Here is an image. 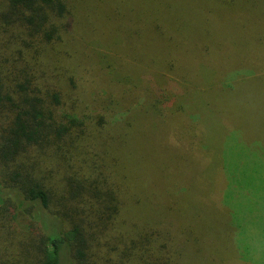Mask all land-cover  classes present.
<instances>
[{
    "label": "trees",
    "instance_id": "trees-1",
    "mask_svg": "<svg viewBox=\"0 0 264 264\" xmlns=\"http://www.w3.org/2000/svg\"><path fill=\"white\" fill-rule=\"evenodd\" d=\"M198 2L205 41L216 52L211 58L224 67L204 103L193 89L171 98L162 83L169 64L198 83L200 75L186 68L194 48L195 58L210 59L169 17L136 18L127 6L134 0H0V264H264L249 254L258 213L239 222L235 205L245 192L224 164L210 167L213 154L205 148L210 120L245 126L234 103L240 88L264 92V0ZM98 24L124 37L125 63L145 64L155 82L145 103L113 125L105 114L79 111L85 97L121 99L132 88L62 50L81 28L97 32ZM59 65L66 77L53 72ZM191 122L195 135L188 138ZM145 125L170 147L159 174L138 144ZM111 132H118L119 157L106 150ZM240 140L264 164V137ZM207 170L211 182L203 190ZM259 215L264 222L261 206Z\"/></svg>",
    "mask_w": 264,
    "mask_h": 264
},
{
    "label": "rangeland",
    "instance_id": "rangeland-1",
    "mask_svg": "<svg viewBox=\"0 0 264 264\" xmlns=\"http://www.w3.org/2000/svg\"><path fill=\"white\" fill-rule=\"evenodd\" d=\"M198 3V0H134L133 4H129L127 6L136 18H138L137 14H147L149 17L160 14L157 19L164 22L162 17H169L168 19L180 24L182 28V37L185 39L188 37L189 42H187V44L190 47L195 43L200 44V42H202V51L207 55L212 53L214 56H216V52L207 44L209 42L205 41L208 38L204 37L203 35V28L205 27H201L200 24L201 11L197 10ZM213 9L215 12L220 13L215 8ZM161 15L163 16L161 17ZM72 17H74V15ZM99 21H101V19ZM100 23L103 22L101 21ZM211 25L214 27L213 24ZM96 26L97 32H94L92 29L87 31L81 28L80 32L82 35L78 38L77 42L75 44H68L66 47L62 48V50L71 54L72 57L79 56L74 55L76 52L80 53L81 56L83 55L80 58L90 59L95 65L99 67L100 70L103 69L101 70L100 74L103 76L104 74L107 75L110 80H116L120 82L123 81L132 88V90L129 91V95L126 97V93L122 94L121 99L119 98V95L117 96L118 98L105 96V98L96 97V99L84 96L85 106L79 109V111H84L87 107L89 110L94 111L95 113L105 114L109 118V123L113 125V119L119 120L125 114H127L128 109L131 107L145 103L146 98L144 97V93H148L150 95L155 82L150 81L149 77H147L143 69V65L145 64H141L139 61V64L125 63L123 55L119 53L121 51V46H123L121 41L124 42V37L122 38L120 34L118 35L114 31H110L108 27L102 28V25L99 26V24ZM103 32H106L107 34ZM214 32L218 33L215 27ZM102 33V38L91 37V35H100ZM81 37L84 38L81 39ZM193 50L197 52L198 47L194 48ZM193 50H191L188 54L190 57H188L187 61H190V63L186 66V68L194 70L200 75L199 79L197 80L198 83L194 84L191 81L183 80L184 75L179 68V66H181L180 64H169L171 67V72L169 76H166V78L162 79V83L166 88L173 92L171 94V98H181V88L185 90L193 89V95L196 97V100H198L199 103H204L205 92L211 88L214 81H217L218 77L223 75L224 67L220 70L221 61H219L216 57L211 58V55L210 59H203L200 56L195 58V52ZM192 56L195 59H193ZM66 71L67 70H64L61 65L57 66L56 70H53L57 78L66 77ZM241 72H247V74H249L248 71ZM71 73L74 72L71 70ZM239 75L244 76L241 73ZM71 77L72 76H68V82L66 83L68 88L72 87L70 83ZM234 77V75L230 76V79L233 80ZM230 79L227 78L226 80L225 78L227 83L231 81ZM217 84L218 82L216 83V86ZM241 84L242 81L239 80V85ZM78 89L81 90L83 88L82 86H78ZM91 89H89V91ZM239 91L240 94H237L236 96L238 97L235 98L237 102L234 103L239 109L240 117L246 121L245 126H238L239 124L233 120L234 124H232L229 129L227 126L222 125L221 123L210 120L211 122L209 123L208 127L209 130L206 129L208 136L205 148L208 153L213 154L209 157L210 167H213L219 162L224 164L227 174L232 178V183H235L233 185L237 187L238 190L245 192V195L240 196V199L235 205L240 217L239 222L244 225L245 218L252 215L253 210L258 213V216L254 219L257 225V234H253L252 236L253 239L251 240L253 241L250 246L252 249L250 250L249 254L251 257H254L256 261L264 263V239L262 238L264 235V222L263 218H261V220L259 218V206L264 208V164H262L260 161H257L258 156L256 154L245 150V148L247 149L248 146L244 145L240 140V137H254L257 142L258 137H264V92L261 90L259 91L254 87L252 93L245 88H240ZM153 92L154 91L152 90V93ZM76 98L80 100L78 97ZM111 101L114 103L111 104ZM80 105V102H76L74 106L79 107ZM229 107L230 105L228 101L224 108H227L228 110ZM203 111L207 113L206 107H204ZM187 121V119H184L185 124ZM191 123L192 125L186 132L188 138H190V136L194 137L195 135L193 128L194 123ZM145 127L146 128L142 127V134L137 136V138L139 137L138 144L140 147H142L140 148L142 154L149 157L151 167H158L155 169V173L159 174L161 170L164 171V166L167 163L165 159L169 156L170 147L168 146L167 139L164 134H159L154 137V134L148 132L150 127L148 125H145ZM111 133L112 137L106 138V141L109 144V149L106 148V150L113 154L114 157H119V155L116 156V154H120L116 141L118 140V132ZM175 147L179 152V148L177 146ZM139 155L138 156L141 158L142 155ZM144 160L148 161L147 158ZM170 168V173H172L174 169L172 167ZM169 170L170 169H168L167 175H169ZM204 174L206 179H202L200 182V184H204L202 186L203 190H205L207 186H210L211 182L209 178V170L204 172ZM153 179L157 180L156 178ZM247 191L250 193V196ZM258 202H260V204ZM259 222L262 227L259 225ZM242 230L244 242L247 243L249 240L247 233L248 230L244 227Z\"/></svg>",
    "mask_w": 264,
    "mask_h": 264
}]
</instances>
